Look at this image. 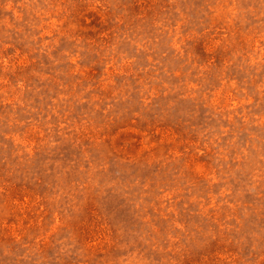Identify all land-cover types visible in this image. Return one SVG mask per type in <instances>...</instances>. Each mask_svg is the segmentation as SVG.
I'll return each instance as SVG.
<instances>
[{"label":"rangeland","instance_id":"obj_1","mask_svg":"<svg viewBox=\"0 0 264 264\" xmlns=\"http://www.w3.org/2000/svg\"><path fill=\"white\" fill-rule=\"evenodd\" d=\"M0 264H264V0H0Z\"/></svg>","mask_w":264,"mask_h":264}]
</instances>
